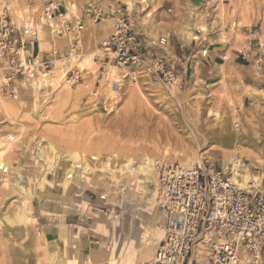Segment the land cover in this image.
Instances as JSON below:
<instances>
[{
  "label": "rangeland",
  "instance_id": "obj_1",
  "mask_svg": "<svg viewBox=\"0 0 264 264\" xmlns=\"http://www.w3.org/2000/svg\"><path fill=\"white\" fill-rule=\"evenodd\" d=\"M128 1L133 7L121 0H0V15L5 16L7 24L16 28L31 24L36 31V38L26 39V44L27 40L34 41L38 53L25 44L23 58L39 60L57 52L46 84H40L41 79L22 81L13 97H0L11 106L6 112L0 109V170L7 169L0 175V218L14 219L17 193L12 188L19 167L23 186L31 193L26 209L36 220L31 224L30 238L35 239L31 246L21 234L11 235V223L0 224V264H34L39 255L37 244H41L44 261L58 264L49 259L41 239H37L38 225L53 222L67 228L75 224L76 232L81 220H92L96 214L103 232L106 221L113 228L109 226L108 234H103L95 229L94 221L89 230L94 236L89 250L104 255L98 248L115 246L117 252L124 253L119 264L150 260L156 247L149 256L144 233L149 227L150 237L155 239L154 228L163 230L164 224L156 205L158 167L163 163L193 162L227 170L223 160L231 155L224 150L222 140H212L226 123L235 130L234 143L239 149L235 157L244 167L250 165L249 161L256 162V167H250L251 175H264V0ZM49 3L60 4L62 15L72 4L76 14L68 20L52 17L54 26L49 29L42 13ZM87 8L105 15L97 20L87 17ZM121 14L129 16L133 31L149 46L165 40L170 58L171 40L185 42L188 52L182 61L186 66L182 68L180 61L171 58L178 65V76L171 85L137 75L134 68L111 66L98 70L93 54L113 32ZM79 19L83 21L81 29L57 33L59 24L75 27ZM103 19L113 20L108 28L98 29L96 25ZM75 42L78 48L71 50ZM213 46L223 51L212 64L207 50ZM85 54L91 57L89 65L82 61ZM63 64L67 70L80 71L81 80L72 85L66 82ZM111 70L122 77L118 84L111 83L107 76ZM33 100L36 107L30 111L28 105ZM47 142L54 147L57 158L76 155L77 161L89 160L97 168L89 183L74 187L69 199H60L63 189L54 186L65 178L72 164L65 159H58L54 171L45 176L44 193H37L40 167L34 156L38 146L46 147ZM146 157L155 163L156 178L145 182L144 188L139 189L136 181L126 184L124 176H116L115 170L125 160L132 159L136 166ZM106 164L109 170L100 171ZM251 189L264 194V176ZM150 211V220L144 223ZM136 214L141 216L136 218ZM115 220L120 221L118 226ZM5 234L10 236L5 238ZM23 248L25 255L13 256L14 249ZM73 248L76 251L75 245ZM125 258L132 260L124 263ZM44 261L41 263L46 264ZM64 263L80 264L72 258Z\"/></svg>",
  "mask_w": 264,
  "mask_h": 264
},
{
  "label": "built area",
  "instance_id": "obj_2",
  "mask_svg": "<svg viewBox=\"0 0 264 264\" xmlns=\"http://www.w3.org/2000/svg\"><path fill=\"white\" fill-rule=\"evenodd\" d=\"M58 3L45 4L43 16L62 17ZM87 17L101 19L105 14L86 9ZM59 24L58 34L82 28ZM36 38L31 24L16 28L0 15V97H13L22 81L48 75L56 53L39 60L22 57L26 39ZM133 31L129 16L121 14L113 32L98 46L93 62L98 70L107 67H135L144 75L166 86L178 76L176 65L167 54L166 41L149 46ZM78 48L77 42L71 50ZM66 82L81 80L80 71L62 65ZM231 172L212 164L163 163L157 172L156 205L163 215V236L153 256L143 264H264V194L240 190L230 180ZM198 247L206 251L200 258Z\"/></svg>",
  "mask_w": 264,
  "mask_h": 264
},
{
  "label": "bare ground",
  "instance_id": "obj_3",
  "mask_svg": "<svg viewBox=\"0 0 264 264\" xmlns=\"http://www.w3.org/2000/svg\"><path fill=\"white\" fill-rule=\"evenodd\" d=\"M121 1L125 2V4L128 5L129 7H133V5L130 1H128V0H121ZM73 14H76V6H74L72 4H68L67 5V12L65 13V15H62L63 17H61V20L71 19L74 16ZM53 20L54 19L50 20V19L46 18L44 21V22H46V25L48 26V28L52 29V30H53V26H54ZM112 20L113 19H108V20L103 19V20H101L100 23H98L96 25V27L98 29L108 28L111 25ZM40 33H42V32H40ZM85 56H87V55L85 54ZM88 56H89V54H88ZM88 56L85 57V60H84V58L82 60V61L86 62V63L84 62L85 64H88L87 62H90L89 60L91 59V57L88 58ZM91 63H93V62L91 61ZM85 67H87V66H85ZM109 67H111V66H109ZM130 68H135V67L133 66ZM50 73H53V72H50ZM107 76H109L111 83H114V84L115 83L118 84L122 78V77H118L116 75V73L112 70L110 71L109 75H107ZM46 78H47L46 75L42 76L40 78L41 79L40 84H42V85L46 84L48 82V80ZM56 78L58 79V77H56ZM113 90H111V91L114 93ZM35 103H36L35 100H33L32 102L29 103L28 108L30 111L31 110L33 111L35 109V107H36ZM9 108H11L10 105L5 103L4 101H0V109H3L6 112V111H8ZM212 140L217 141V142L222 140L220 142H223V144L225 146L224 150H226L227 154L231 155L230 158H227L225 161L223 160V162H224L223 164H224V167L231 172V176L229 177V180L238 189L249 190L258 181H260V179H262V177L264 175L259 177V178L251 175V168L250 167H256L257 166L256 162L249 161L250 165L244 167V165L242 164L243 162H241L240 159L235 157L239 151V149L236 147V145L234 143V140H236L235 130H233V128H231V127H228L227 123H226V125L221 127L220 131L217 132V134L213 137ZM0 145H2V143H0ZM38 147H39V152L37 153V155L34 156L35 161H37L39 163V167H40L39 168L40 169L39 177L37 178V181H36L37 186L39 188L37 193H40V194L44 193V190H43L44 185L47 187V184H46L47 182H46L45 176L48 175L49 173H51L52 171H54L53 169H54L58 159L59 160L65 159L66 161L70 160L72 162V164L67 167V171L65 173V178H63L62 181H56L54 183V186L61 187L63 189V195H61L60 199H67V198L69 199L70 193H71V191H73L75 186H78L80 183H89L92 175L95 172V169H97V168H94V166L92 167V164L89 160H85L83 162L77 161V158L75 157L76 155L75 156L74 155H66L65 157L61 156V157L57 158L58 157L56 155L57 152L55 151L54 147L49 142H47L46 147H41L40 145ZM2 154H3V151H0V162H1ZM197 162H199V164H201L200 159H198ZM186 163L192 164L193 162H186ZM101 167H102V169H99L100 171L105 172V171L109 170V164L102 165ZM77 169L79 171H77ZM111 171H113V170H111ZM1 172L6 173L7 169L2 167L0 170V175H1ZM115 172H116L117 177L120 178V177L124 176L127 179L126 184H128L129 182L132 183V181H136L137 187L139 189L144 188L142 185L145 184V182H151V181L155 180V178H156L155 163L152 159L147 158V157L144 158L142 161H140L136 166H134V161L132 159H127L123 163H121V165L118 167L117 170H115ZM102 176H103V173H102ZM22 182H23V179L21 176V171H20V168L18 167L17 172L15 173V176H14V182H13L14 188H12V190L16 191V193H17L16 198L14 200V204L16 206V211L14 212V219H13V221H11L7 218V216L6 217L3 216L0 218V224L5 223V221L8 223H11L9 225L10 229H11V235L21 234L24 242L28 246H31V244L35 240V239L33 240L30 238L31 224L34 223L36 220L34 217L31 216V213H29V211L26 209V202H27V199L29 198V195H31V193H30V190L25 189ZM155 182L157 185V181H155ZM251 182L253 183V186L250 184ZM48 184H50V183H48ZM11 194L9 193V198H11ZM154 230L155 231H153L152 236H154L155 239L150 237L151 234H149V232H150L149 227L146 229V231L144 233V237L146 238V241L148 243L147 245L149 246V248L147 250V254L149 256L152 254L153 249H155L157 243L161 240V238L163 236V230L161 228H154ZM36 234H38L37 239L40 240L41 239L40 232L36 233ZM9 236H10V234L4 235L5 238H8ZM40 246H41V244H37V249H38L37 252L39 253V255L37 254L38 256H37L36 260H34V264H42L41 262L44 261L43 254H41V252L39 251ZM41 249H43V248L41 247ZM14 251L15 252H14L13 256H17V257L20 256L21 257V256L26 254L25 248L14 249ZM111 251H112L111 248H109L108 252H111ZM91 254H92L91 255L92 261L90 262V264H93L94 262H98L100 256H103V254H101L97 250L92 251ZM198 255L200 258H204L206 256V251L204 249H202V248L200 249V247H198ZM48 256H49L50 260H52V258L54 259L52 253H49ZM44 262L46 264H51V262L47 263L46 260ZM52 262H53V260H52Z\"/></svg>",
  "mask_w": 264,
  "mask_h": 264
},
{
  "label": "crops",
  "instance_id": "obj_4",
  "mask_svg": "<svg viewBox=\"0 0 264 264\" xmlns=\"http://www.w3.org/2000/svg\"><path fill=\"white\" fill-rule=\"evenodd\" d=\"M34 41L32 40H27L26 48L30 47L32 49L34 54H37V45L33 43ZM172 43V48H173V57L172 59L176 61L181 62V67L184 68L186 63L182 61V59L185 58L186 53L188 52L187 46L185 42H182V40H171ZM221 51H223V48L218 47V46H213L211 48H208L207 53L209 55V63L213 64V61L215 59H220L222 56L220 55ZM44 56V54H42ZM42 57V56H41ZM211 67V65H209ZM140 211V210H139ZM143 211V210H142ZM144 212V211H143ZM150 214L151 211L148 212V215L144 216V223L150 220ZM141 216V215H140ZM138 214H136V218L140 217ZM97 214L95 215V218L91 217L90 218H85L84 220H81V226L79 227L80 230H75L73 227L76 229L75 224H69L68 227L66 228V225H63V228H61V224L57 223H46L42 224L40 223L38 225L37 231L40 232V235H42L41 238V243L45 246L48 255L49 253H52L55 262L63 264L67 260L73 259L75 262L76 259L82 263L90 264L91 260V253L92 251H95L96 249H88V245L93 242L91 239L94 238L89 232L91 225H93L95 221V229L99 230L103 234H108V227H112L110 223L105 224V232H103V229L101 230L98 227V218ZM117 218V217H116ZM40 219V218H39ZM90 221V222H89ZM73 222H76L73 220ZM115 223L120 224L119 220H115ZM143 223L142 227V234L144 232L145 225ZM80 224V223H79ZM65 227V228H64ZM68 241V242H67ZM159 243V242H158ZM157 243V244H158ZM73 245L76 246V251L73 248ZM157 246V245H156ZM111 248V247H110ZM101 250L104 252L103 256H100L98 262H94L93 264H119L120 261H123L124 258V253L123 252H117L115 250V246L111 248V252H108L109 247L105 248V250L98 248V250ZM121 254V256H120ZM126 259V258H125ZM109 260V261H108ZM113 260V261H112ZM131 261L132 258H127L125 261ZM65 264V263H64Z\"/></svg>",
  "mask_w": 264,
  "mask_h": 264
}]
</instances>
